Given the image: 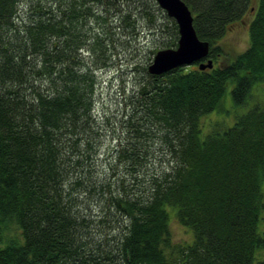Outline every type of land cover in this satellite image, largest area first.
<instances>
[{
    "label": "trees",
    "instance_id": "trees-1",
    "mask_svg": "<svg viewBox=\"0 0 264 264\" xmlns=\"http://www.w3.org/2000/svg\"><path fill=\"white\" fill-rule=\"evenodd\" d=\"M134 1L28 0L21 23V1L0 0V237L8 236L0 264H264V102L231 125L203 129L228 88L237 105L264 95V0H183L212 66L146 67L112 137L124 175L104 194L98 220L81 208L95 183L79 191V170L102 127L96 73L111 67L114 42L112 30L98 28L112 19L135 29L122 7ZM240 22L248 47L224 58L218 42ZM156 148L167 165L145 176ZM172 217L190 242L169 241ZM11 228L18 232L9 237Z\"/></svg>",
    "mask_w": 264,
    "mask_h": 264
},
{
    "label": "rangeland",
    "instance_id": "rangeland-1",
    "mask_svg": "<svg viewBox=\"0 0 264 264\" xmlns=\"http://www.w3.org/2000/svg\"><path fill=\"white\" fill-rule=\"evenodd\" d=\"M20 1L21 5L19 6L16 21L23 23V21H26L27 16L30 15V12L28 7H24L28 0ZM122 7L132 11L133 17L137 19L136 27L133 30L131 28L122 29L119 27V25H122V23L120 24V20L109 19L106 24H102L98 28L100 33L108 30L114 32V42L112 44L109 43V49L107 51L110 57L112 56V63L110 68L99 70L96 73L97 83L93 94V101L95 103L94 116L101 122V135L93 151H89V158L83 154V157L88 159L85 158V164L79 170L84 180L83 185L78 187L79 191L83 187L85 188L86 186L84 185L87 183H95V188H91L89 185L88 191L83 192L81 208H86L93 217L95 216L96 220L100 218L101 200L104 194L109 189L116 187V179L118 178L120 180L125 171L124 165L112 159L113 149H115L116 145L112 137H117L122 132L120 121L122 120V113L126 110L124 103L128 102V96L133 92L137 82L146 77V67L153 61L155 53L160 49L175 47L173 45L169 46L168 42L173 39L178 40L179 38L178 31L177 33L174 32L172 23L174 19L167 15L156 0L123 2ZM144 9L152 12L154 17L153 23L143 13ZM92 24H95V22H92ZM94 31L91 30L92 33ZM248 42L247 22H240L231 26L224 37L218 42V45L221 46L224 58H229L247 48ZM86 57V60L89 61L88 56ZM195 63L197 64V62H194L189 65L196 66ZM217 63L218 61L215 62V64ZM257 98L261 102H264V95L260 92V97L255 95L247 102L237 105L233 103L228 88L222 99V105L219 107L220 111L216 109L203 116L205 120H209L203 123V129L215 130L223 123L226 125L233 124L238 116L244 114L251 108L252 104L258 100ZM156 151L155 156L147 160V166L145 167L147 171L144 169L143 173L145 176H148L150 172L161 171L167 165L165 161H162L163 156L161 157V154L158 153L160 151L159 148H156ZM127 174V178H130L131 173L127 172ZM260 216V229L264 230V210ZM94 230L97 233L100 232L103 238L104 233L100 231L97 225ZM169 230V241L173 245H184V243L192 240V232L175 217H172L169 222ZM16 232L18 231L11 228V231H8L9 237ZM7 237L6 234L0 237V245L3 244L2 242ZM258 257V261L264 260V249L258 252ZM254 264H258V262Z\"/></svg>",
    "mask_w": 264,
    "mask_h": 264
},
{
    "label": "water",
    "instance_id": "water-1",
    "mask_svg": "<svg viewBox=\"0 0 264 264\" xmlns=\"http://www.w3.org/2000/svg\"><path fill=\"white\" fill-rule=\"evenodd\" d=\"M158 5L172 17L178 27L179 38L176 48L158 50L148 66L152 74H162L173 68L198 62L200 69L210 68L212 60L205 59L209 53V43L196 35L193 27V16L183 0H156Z\"/></svg>",
    "mask_w": 264,
    "mask_h": 264
}]
</instances>
